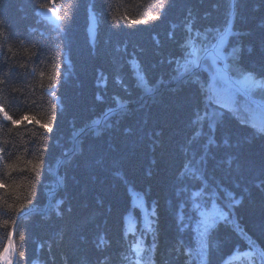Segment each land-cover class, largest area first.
<instances>
[{
  "label": "trees",
  "instance_id": "trees-1",
  "mask_svg": "<svg viewBox=\"0 0 264 264\" xmlns=\"http://www.w3.org/2000/svg\"><path fill=\"white\" fill-rule=\"evenodd\" d=\"M231 2L166 0L161 11L159 0H0V19L8 29H0V52L11 48L12 61L26 65L18 72L31 74L25 78L10 73L11 83L0 84V104L14 118L28 111L53 129L49 133L34 124L13 127L0 120V146L7 141L10 153L8 159H0V180L18 185L0 190V264L12 230L5 220L17 222L16 251L24 256L16 258V264L120 262L122 252L132 253L133 241L120 239L124 219L139 230L138 221L147 216L154 222L152 233L144 232L147 243L155 236L170 243L173 264H223L234 250L252 241L257 253L264 252V127L252 125L259 116L264 126V110L234 88L232 108L238 115L224 109L222 122L214 128L209 127L214 118L202 127L194 125V113L203 101L197 85L139 103L149 86L171 81L180 72L189 55L188 38L211 46V36L221 33L228 22ZM48 7L57 11V24L42 16L41 10ZM91 12L97 21L95 40L88 33ZM153 16L160 18L152 20ZM232 28L223 46L225 55L239 47V66L264 79V0H235ZM206 32L209 40L204 39ZM202 62L205 67L199 71L207 86L214 67L207 57ZM25 79L31 87H26ZM50 83L55 96L48 89ZM217 86L225 88L222 81ZM12 87L24 89L27 105L13 100L21 93L12 92ZM254 97L264 102V96ZM121 104L127 108L107 118L95 133L79 136L76 150L59 170L62 183L49 196L51 208L43 210L48 191L56 187L55 163L75 146L78 133ZM124 112L126 117L120 120ZM239 115L247 123L242 124ZM201 156L205 159L197 164ZM189 158L190 168L197 171L185 181L189 192L179 195L177 173ZM37 159L42 161L39 175L26 163ZM13 161L18 167L8 175L6 164ZM200 172L217 191L220 205L228 203L229 196L240 201L229 217L233 226L221 222L218 231L213 229L215 233L202 235L201 240L199 212L188 199L202 186L194 178ZM19 203L25 205L21 212L7 209V204ZM202 210H211V205ZM236 224L239 229L234 230ZM145 237L137 240L143 245ZM199 240L204 244L198 246ZM184 245L191 246L190 253H185ZM151 247L137 256L147 258ZM156 249L165 251L161 243ZM156 258L165 262L160 255ZM257 261L264 264L259 257L254 264Z\"/></svg>",
  "mask_w": 264,
  "mask_h": 264
},
{
  "label": "snow or ice",
  "instance_id": "snow-or-ice-1",
  "mask_svg": "<svg viewBox=\"0 0 264 264\" xmlns=\"http://www.w3.org/2000/svg\"><path fill=\"white\" fill-rule=\"evenodd\" d=\"M167 7L166 0H159L158 8L163 11ZM54 10V9H53ZM159 16L151 17L152 20L159 19ZM132 23H141V21H132ZM143 23H147V21H143ZM0 29H3L4 32H7L8 29L4 27V22L0 19ZM211 32V29H209ZM229 32H217L216 35L211 36L209 40V34L206 32L204 34V39L209 40L211 44L210 47H192L190 55L193 57L191 59L185 58L183 65L181 68L183 71L179 73L177 76H173L172 79L177 81L176 88L171 89V91L175 92L179 90L182 86H191L197 85L198 91L203 96L202 106L198 108L192 120L194 125L203 126V123L209 118L212 119V123L209 127L214 128L218 122H222V118L225 115L224 109H229L231 114L238 115L236 109L232 108V100L233 96L230 93L228 88H220L218 87V82H223L224 84H232L237 83L243 86L250 94V96H254L255 89L260 88V80L255 79L252 70L242 69L237 63L238 53L240 51L239 47H234L232 52L229 55H225L223 46L226 38L228 37ZM238 34V33H236ZM197 35H200L198 32ZM211 41H215L212 43ZM187 43L189 46L193 44L191 38H188ZM11 53V48H8L6 52H0V56L3 57L2 62H0V71L3 72L2 76H0V84L8 85L11 83L10 73L19 74L25 78L29 77L31 74L28 72L19 73L18 69H25V64H18L15 61H12L11 56L8 55ZM14 55V54H13ZM36 54L33 53V56ZM206 56L211 59L213 65L220 64L222 62V67L215 68V75L212 76L211 82L207 83L205 86V81L201 79L200 74L195 70L201 67V59ZM11 61V62H10ZM4 69H7L4 71ZM246 73V74H244ZM232 74H242L243 78L240 80H234ZM41 76L44 75L43 72L40 73ZM256 75H262L260 73H256ZM49 81L53 79L52 76L48 77ZM26 87H31V83L25 79ZM43 87V85H41ZM48 89L53 96H55V85L49 84ZM12 92L21 93V95L14 96L13 100L19 102L20 104L27 105L29 103L27 95L23 94L24 89L18 87H12ZM97 99H102L101 97H97ZM155 99V97L153 98ZM255 102V101H253ZM34 103V102H33ZM51 104V102H49ZM240 122L247 123V120L243 115L238 116ZM0 120L10 122L13 127L25 126L28 124H34L42 129H45L47 132L51 133L53 131L52 126L48 123H44L41 120L37 119L34 115H31L28 111H25L19 118H14L13 115L9 114V111L5 109V107L0 104ZM7 126V125H3ZM111 127V125H109ZM12 131V128L8 129ZM213 140H209L208 143H213ZM205 151L207 150V145L204 146ZM27 150V149H26ZM188 149H185V153H187ZM10 153L7 148V141L4 142V146H0V159H8ZM205 159L204 156H201L196 163L199 164L203 162ZM27 166H29L30 171L39 175V169L42 166V161L37 160H28ZM191 158H189L188 162L182 165V169L177 173L178 183L176 185V192L179 195H183L189 192L188 184L185 181L189 180V177L195 173L197 170L194 168H190ZM18 167V162L13 161L11 163L6 164V169L8 170V175H11L12 172L16 171ZM183 176V179L180 177ZM198 182H201L202 186L198 191L191 192V195L188 197L191 208L195 211L199 212L200 219L198 220V226L201 228L202 235H208L210 229H215L218 231V225L222 222L227 224H232V221L229 219L232 214V209L235 204L240 203V201H235L231 196H229V202L220 205L218 203V195L215 188L210 184L207 175L204 172H200L198 175L194 177ZM18 188V185L15 183L9 184L3 180H0V190H14ZM196 197H200L201 200L197 201ZM206 197V199H205ZM17 200H19V196H17ZM31 203V200L28 201ZM205 204L211 205V210L205 211L202 210ZM25 208L23 203L19 204H7V209L12 212H21ZM187 219H191V217H187ZM4 224L6 226H11L12 230L8 233V243L3 248V256L2 258L5 261V264H13V256L17 259L19 257H23V252H16L13 245V240L17 235L16 231V221L5 220ZM146 223V227H147ZM183 226V225H181ZM239 229V225H234V230ZM19 240L24 241L25 236L19 235ZM253 250L255 249V241H252L249 245ZM139 250V249H138ZM257 256L261 261H264V252H258Z\"/></svg>",
  "mask_w": 264,
  "mask_h": 264
},
{
  "label": "rangeland",
  "instance_id": "rangeland-1",
  "mask_svg": "<svg viewBox=\"0 0 264 264\" xmlns=\"http://www.w3.org/2000/svg\"><path fill=\"white\" fill-rule=\"evenodd\" d=\"M232 3H233V1L231 2V6H232ZM232 13V12H231ZM187 45H188V43H187ZM188 47V53H189V55L187 56V58L188 59H191V58H193L191 55H190V53H191V50H192V47H198V48H200V47H204V46H202V45H200V44H198V43H194L193 42V44L191 45V46H187ZM203 61V60H202ZM210 61H211V59H210ZM183 65V64H182ZM210 66H211V68L212 67H214V75H215V68L217 67V65H213L212 64V61L210 62ZM203 67H205V65H204V63L202 62L201 63V67H199V68H197V69H195L199 74H200V76L202 75L201 74V72L199 71L200 69H203ZM183 71V69L181 68V70H180V72L179 73H181ZM178 73V74H179ZM177 74V75H178ZM244 74H246V73H244ZM177 75H175V76H177ZM235 75V77L234 78H236L237 80H240V79H242L243 78V76H242V74H234ZM253 75H254V78L255 79H258V80H260V88H258V89H255V90H253L254 91V93H256L257 95H261V96H264V79H260V78H258L254 73H253ZM201 79H202V76H201ZM176 84H177V81L176 80H173V79H171V81H168V82H160L159 84H157L158 86H160V85H166V87H168V88H166V89H163V90H165L163 93L161 92L159 95H157L156 97H155V99H151V101L153 102V101H158L165 93H168V92H173V91H171V89H173V88H176ZM191 86H182L179 90H177V91H175V92H173L175 95L176 94H178V93H180V92H182L183 90H186V89H188V88H190ZM225 88H228L229 90H230V93H231V95L233 96V99H235L237 96H235L236 95V92H239V91H237V88L238 89H240V90H246L243 86H241L240 84H237L236 83V85L235 84H225V86H224ZM233 87H235L236 89H234ZM149 88H153L152 86H149ZM148 88V89H149ZM155 88V87H154ZM165 88V87H164ZM231 89H234L235 91H232ZM151 90V89H150ZM149 90V91H150ZM148 91V92H149ZM243 95V94H242ZM146 96H147V94H146ZM149 99L150 98H141V100H140V102H142V101H144V100H146V101H149ZM139 102V103H140ZM138 104V103H137ZM237 107V106H236ZM249 107H251L252 109H253V106H249ZM249 107H247L246 106V108L247 109H250ZM125 108H127V107H125ZM237 108H239V107H237ZM123 115H126V113L124 112L123 114H122V116ZM121 117V116H120ZM124 117H126V116H123L120 120H123V118ZM100 119V118H99ZM98 121V120H97ZM97 121H95V122H97ZM94 122V123H95ZM115 122L117 123V120H115ZM93 125L94 124H92V125H90V126H87V130L89 131L87 134H91V132L92 133H95L96 132V130H98V129H96V128H98V127H96L95 129H91L92 127H93ZM92 130V131H91ZM73 151H75V150H73ZM72 153V152H71ZM66 154V153H65ZM64 154V155H65ZM61 182V181H60ZM62 183V182H61ZM60 185V184H59ZM49 208H51V207H49V206H46V209H49ZM233 216L235 217L236 215H234L233 214ZM125 220V222H124V225H125V227H127V228H125L124 227V230H121V232L122 233H120V234H122V236H120V239H121V241H123V243H127L128 241H134V240H137V239H139L140 238V236H141V234H142V236H141V238L140 239H143L142 237H145L146 236V234L144 233V232H150L151 231V233H152V230H153V218H152V216H147V217H143L140 221H138V223H137V225L139 224L140 225V227L138 226V228H139V230H136L137 228L135 227L134 228V223H132V221H130L128 218H126V219H124ZM153 222V223H152ZM126 223H127V226H126ZM146 223H147V227H146ZM129 224V225H128ZM156 224V223H155ZM234 224V223H233ZM229 225V224H228ZM131 228H130V227ZM231 226H233V225H229V227H231ZM128 227H129V229H128ZM150 227V228H149ZM152 227V228H151ZM202 230V229H201ZM213 229H210L209 230V233H211V232H214L215 230H213ZM126 233V234H125ZM215 233V232H214ZM199 235V239L201 240L202 239V234H198ZM117 239V238H116ZM153 240L154 239H156L157 241H158V243H157V246H155L156 248L160 245V243H161V246H162V248H163V250L165 249V251H167V250H169L171 247H170V243H168V242H165V243H162L161 241L159 242V240H158V238H152ZM176 239V238H175ZM198 239V238H197ZM181 240V239H180ZM200 240H199V244H198V246L199 245H201V244H204V243H202V242H200ZM182 241H183V239H182ZM189 242V241H188ZM188 244V243H187ZM173 245H175V244H173ZM189 246V245H188ZM186 246L184 245V249L186 250V252L185 253H188L187 252V249L189 250V247L191 248V246H189V247H186ZM121 250V249H120ZM158 250V249H157ZM17 252V251H16ZM120 252V251H119ZM122 252V251H121ZM158 255H160V252H156ZM126 254H128V251L126 252V250H125V253H123L122 252V255H121V257H123L122 259L123 260H121L120 262H118V260L117 259H115L114 260V264H131V261H133L132 260V256H133V254L131 253L130 255H126ZM124 255V256H123ZM120 256V255H119ZM125 257V258H124ZM129 257H130V259H129ZM161 259H163V258H161ZM16 260V259H15ZM3 263L5 264V261H4V259H3Z\"/></svg>",
  "mask_w": 264,
  "mask_h": 264
},
{
  "label": "water",
  "instance_id": "water-1",
  "mask_svg": "<svg viewBox=\"0 0 264 264\" xmlns=\"http://www.w3.org/2000/svg\"><path fill=\"white\" fill-rule=\"evenodd\" d=\"M46 14L50 16L52 22L55 23V22L58 21V17H57V15L55 14V12H54L53 10H51V9H47V13H46ZM233 15H234V2H233V10H232V14H231V19H232ZM230 26H231V25H230ZM230 26H228V27L224 30V32H228V31L230 30ZM95 28H96V26H95V18H94V15L92 14L91 17H90L89 34H90V36H91L93 39H95V35H96ZM202 58H203V57H202ZM104 118H105V117H103L102 119H104ZM102 119H101V120H102ZM65 157H66V156H65ZM65 157H64V158H65ZM62 161H63V159H61L60 161H58L57 164H56V166H55V168H54V174H55L56 176H57V173H58V170H59V167H60ZM16 223H17V222H16ZM13 245H14V249H15V251H16L15 244H14V240H13ZM15 259H16V257L13 256V264H15Z\"/></svg>",
  "mask_w": 264,
  "mask_h": 264
},
{
  "label": "bare ground",
  "instance_id": "bare-ground-1",
  "mask_svg": "<svg viewBox=\"0 0 264 264\" xmlns=\"http://www.w3.org/2000/svg\"><path fill=\"white\" fill-rule=\"evenodd\" d=\"M235 14V13H234ZM232 22L234 21V19H230ZM222 32H223V30H222ZM221 32V33H222ZM226 42V41H225ZM145 93H148V92H145ZM254 98H256V97H254ZM262 106H264V105H262ZM113 116V115H112ZM264 126H262V128H263ZM261 128V129H262ZM147 237H145V240H144V244H143V247L145 248V247H147V246H152L151 248H150V251H149V255H150V262H151V264H173V260H171V259H169V256H170V254L171 253H169V250H167V251H164V252H161L160 251V258H164V260L163 261H165V262H159L158 263V260H157V258H156V249H155V246H157V243H158V241L156 240V239H154L153 241H152V243H150L151 241H148V243H147V239H146ZM154 238H157L156 236L154 237ZM176 246V245H175ZM160 258H158V259H160Z\"/></svg>",
  "mask_w": 264,
  "mask_h": 264
}]
</instances>
